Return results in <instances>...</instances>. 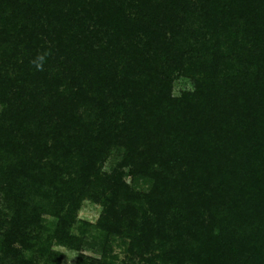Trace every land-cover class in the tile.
<instances>
[{
  "label": "trees",
  "instance_id": "1",
  "mask_svg": "<svg viewBox=\"0 0 264 264\" xmlns=\"http://www.w3.org/2000/svg\"><path fill=\"white\" fill-rule=\"evenodd\" d=\"M56 247L264 264V0H0V264Z\"/></svg>",
  "mask_w": 264,
  "mask_h": 264
},
{
  "label": "rangeland",
  "instance_id": "2",
  "mask_svg": "<svg viewBox=\"0 0 264 264\" xmlns=\"http://www.w3.org/2000/svg\"><path fill=\"white\" fill-rule=\"evenodd\" d=\"M193 86L189 79L180 78L173 85V96L179 97L184 92L192 91ZM120 159V154L117 151H114L108 161L105 163L103 171L110 173L111 169L114 167L116 162ZM126 181L130 184L131 179L127 178ZM135 185V184H134ZM136 189L138 190H147V185L143 183L136 184ZM102 213V207L99 204H95L90 200H85L82 202L79 212L77 214V220L81 222H86L90 224L92 227L88 229V234L86 236V245L82 249V253L87 257L92 258H100L101 256V247H100V239L98 237V233L95 229H92L100 215ZM53 219V218H50ZM73 233L77 234V230L74 228ZM57 250L62 255V260L60 264H75L78 253L74 251H70L64 247H56ZM114 255L118 256L119 263L126 259L125 247H117L114 246L113 249Z\"/></svg>",
  "mask_w": 264,
  "mask_h": 264
}]
</instances>
